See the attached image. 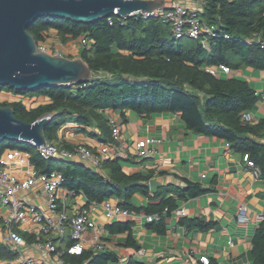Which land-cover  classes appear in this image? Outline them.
Here are the masks:
<instances>
[{"label":"trees","instance_id":"16d2710c","mask_svg":"<svg viewBox=\"0 0 264 264\" xmlns=\"http://www.w3.org/2000/svg\"><path fill=\"white\" fill-rule=\"evenodd\" d=\"M201 17L217 27L218 37L203 48L192 39L175 40L168 25L156 17L141 15L121 19L111 15L92 23H77L51 16L39 17L27 26L37 45L56 32L60 43L75 42L85 35L88 45L79 57L91 69L93 79L85 84L45 86L32 91H15V95L44 97L48 101L27 107L20 101L0 100V106L13 108L15 118L27 123L46 114L51 115L44 128L47 141L58 145V130L68 121L82 126L83 133L98 143L114 145L108 112L127 111L149 117L154 113H178L185 128L192 133L216 137L244 155L260 171L264 183V120L251 123L243 116L259 100L255 90L234 73L243 67L264 71V1L262 0H204ZM228 35L229 39H225ZM226 66L229 74L217 71ZM96 130H93V129ZM92 129V130H89ZM28 152L39 172L59 170L65 178L64 187L82 192L89 202L102 203L116 196L123 201L121 208L131 213L162 216L176 209L177 199H191L211 191L210 187L184 180L182 188L166 186L157 189L146 207L136 206L131 197L148 195L150 175H126L119 159L105 160L99 169L81 163L43 160L27 142H0V156L5 150ZM188 229L207 230L202 220L181 219ZM133 222L111 223L105 226L109 234L126 233L125 247L139 246L132 238ZM147 228L163 234L164 218L150 222ZM67 248L74 242L67 240ZM14 254L0 244V261H12ZM66 264H113L118 256L111 250L84 249L78 255L62 254ZM249 259L252 264H264V216L251 240ZM129 264H135L129 261Z\"/></svg>","mask_w":264,"mask_h":264},{"label":"crops","instance_id":"0c3cea01","mask_svg":"<svg viewBox=\"0 0 264 264\" xmlns=\"http://www.w3.org/2000/svg\"><path fill=\"white\" fill-rule=\"evenodd\" d=\"M49 39H57L55 31H49L43 44H47ZM77 44L78 41H69L60 46V51L52 54L78 58L80 50ZM234 75L247 81L259 98L254 107L245 114L248 121L256 123L264 120V71L243 67ZM9 92H3L2 100L13 102L15 95H9ZM33 101L30 107L48 100L37 97ZM108 114L120 128L119 140L111 145V150L115 158L119 159L122 171L126 175H150L149 181L159 183L155 190L151 191L149 181L147 182V196L134 194L131 200L136 206L146 207L159 188H182L184 180L211 188L210 192L187 200L177 199L173 192L168 193L167 197L176 200V209H183L185 215H175L176 209L167 215L164 210L161 216L165 225L163 234L147 228L150 222L145 221L146 215L130 212V217L112 221L105 217L101 206L96 208L93 218L101 239L106 242V249L118 256V262L113 264H129V261L135 264H203L199 260L200 256L208 257L209 264H252L249 250L252 236L259 224L255 215L264 211V183L254 177L253 169L247 166L242 155L224 140L187 130L178 113H154L149 117H141L127 111L124 118L118 111H109ZM82 129L83 127L73 120L66 122L58 130L60 144L57 146L67 149L76 144L97 147L100 143L84 134ZM146 138H155L160 142L151 146V154L141 158L137 156L136 145L138 141ZM105 200L120 208L123 203L116 196ZM74 202L80 206L88 205L87 201L80 197L75 198ZM241 205L247 208L245 222L238 221L237 217V210ZM181 219H199L210 227L207 230L188 229L180 224ZM127 222L134 224L132 238L139 246L138 250L125 247L126 233L109 234L105 230V226L111 223ZM91 234V231H87L85 237L89 239ZM66 245L67 242L60 244L59 251L65 250ZM84 249L93 248L86 245ZM12 261H0V264H13ZM44 261L46 262V259Z\"/></svg>","mask_w":264,"mask_h":264},{"label":"built area","instance_id":"2783aa9c","mask_svg":"<svg viewBox=\"0 0 264 264\" xmlns=\"http://www.w3.org/2000/svg\"><path fill=\"white\" fill-rule=\"evenodd\" d=\"M204 4V0H164L161 9L150 13L136 11L127 17H119L121 19L137 15H141L144 19L156 17L161 23L169 26L175 40L192 39L198 41L201 47L208 48L211 39L218 37V29L202 19ZM224 38L229 39V36L224 35ZM257 42L264 47V42L259 40ZM77 45L79 50L85 48L88 45V38L85 35L81 36ZM38 46L43 51H50L43 43ZM218 70L206 68V72L212 75L218 72L223 74L230 72L223 65L219 66ZM3 94L0 92V100L4 98ZM11 94L10 91L9 95ZM14 97L12 101H20L27 107L36 100L34 97L23 95ZM44 117L51 119L50 114ZM243 117L248 120L246 115ZM109 120L112 137L116 142L119 140L120 128L112 117ZM157 142L160 141L155 138L138 141L137 156L143 158L151 154V146ZM30 145L33 147V144ZM35 150L43 160L81 163L93 169H99L103 161L116 157L111 145L104 143L91 148L84 144H76L67 149L46 140L45 146L41 145ZM243 160L253 169L254 177L259 180V169L246 155ZM201 177L204 178V175ZM64 183L65 178L57 169L39 172L32 164L28 152L9 149L0 156V244L14 254L13 264H63L60 257L64 252L78 255L86 245L94 250H104L107 245L101 239L93 211L101 206L105 217L112 221L131 216L130 212L108 200L102 203L89 202L82 192L71 191L64 187ZM77 197L84 198L88 205L80 206L75 203ZM246 212V206L238 207V221H246ZM174 214L183 217L185 211L176 209ZM263 216L264 211L255 215L257 223L263 220ZM160 218L159 214L144 217L146 222L158 221ZM87 231L92 232L89 239L85 237ZM67 240L74 243L65 250L59 251L60 244ZM199 260L203 264L210 263L209 258L205 256H200Z\"/></svg>","mask_w":264,"mask_h":264},{"label":"water","instance_id":"95a60500","mask_svg":"<svg viewBox=\"0 0 264 264\" xmlns=\"http://www.w3.org/2000/svg\"><path fill=\"white\" fill-rule=\"evenodd\" d=\"M163 5L164 0H0V87L32 91L85 84L93 79L91 69L80 57L69 58L39 48L26 29L35 19L51 16L92 23L113 14L127 17L136 11L150 13ZM49 121L41 116L27 123L15 118L13 108L0 106V142L45 146L43 131ZM158 185L149 181L151 191Z\"/></svg>","mask_w":264,"mask_h":264},{"label":"rangeland","instance_id":"374dc122","mask_svg":"<svg viewBox=\"0 0 264 264\" xmlns=\"http://www.w3.org/2000/svg\"><path fill=\"white\" fill-rule=\"evenodd\" d=\"M50 40V39H49ZM61 43L58 41V39H53L52 41L50 40V41H48L47 42V44L45 43L44 45L46 46V47H48V49L51 51V53L52 52H56V51H60L61 49H59L60 48V46L62 45H60ZM236 75V74H235ZM6 91H9V88L7 87V86H3V87H0V92H6ZM36 149V148H35ZM34 149V151H36Z\"/></svg>","mask_w":264,"mask_h":264}]
</instances>
